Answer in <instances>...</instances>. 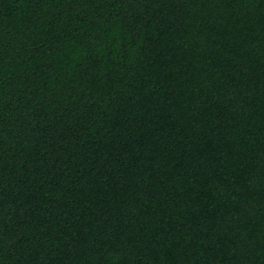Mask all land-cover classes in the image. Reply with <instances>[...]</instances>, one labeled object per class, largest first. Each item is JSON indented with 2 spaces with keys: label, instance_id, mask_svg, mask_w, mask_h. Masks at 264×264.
I'll return each instance as SVG.
<instances>
[{
  "label": "trees",
  "instance_id": "obj_1",
  "mask_svg": "<svg viewBox=\"0 0 264 264\" xmlns=\"http://www.w3.org/2000/svg\"><path fill=\"white\" fill-rule=\"evenodd\" d=\"M0 264H264V0H0Z\"/></svg>",
  "mask_w": 264,
  "mask_h": 264
}]
</instances>
